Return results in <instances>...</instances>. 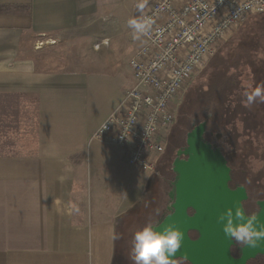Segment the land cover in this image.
<instances>
[{
	"label": "crops",
	"instance_id": "0c3cea01",
	"mask_svg": "<svg viewBox=\"0 0 264 264\" xmlns=\"http://www.w3.org/2000/svg\"><path fill=\"white\" fill-rule=\"evenodd\" d=\"M118 10L0 0V264H116L129 214L145 206L152 175L112 138L93 139L135 82L90 49L112 42Z\"/></svg>",
	"mask_w": 264,
	"mask_h": 264
},
{
	"label": "rangeland",
	"instance_id": "374dc122",
	"mask_svg": "<svg viewBox=\"0 0 264 264\" xmlns=\"http://www.w3.org/2000/svg\"><path fill=\"white\" fill-rule=\"evenodd\" d=\"M118 4L112 42L103 40L90 49L107 58L104 68L130 79L133 75L130 60L142 43V35L129 26V20L141 23L149 4L146 0H118ZM53 44L49 45H59ZM257 88L264 89V14L252 18L229 39L219 42L212 60L194 77L185 93L174 100L175 120L165 134V152L157 173L146 181L145 206L129 214V228L122 232L123 246L116 264H133L130 249L134 234L147 222L154 224L170 213L177 177L175 163L187 147L189 134L200 126L205 125L203 139L228 158L235 182L247 186L248 212L259 211L257 203L264 202V103L247 102L248 95ZM104 111L103 108L97 118ZM234 253L239 255L237 249ZM175 264L184 262L176 260ZM247 264H264V255Z\"/></svg>",
	"mask_w": 264,
	"mask_h": 264
},
{
	"label": "built area",
	"instance_id": "2783aa9c",
	"mask_svg": "<svg viewBox=\"0 0 264 264\" xmlns=\"http://www.w3.org/2000/svg\"><path fill=\"white\" fill-rule=\"evenodd\" d=\"M142 44L130 67L134 85L95 131L93 139L127 150V164L155 175L165 152V134L175 120L174 100L210 62L219 42L252 16L264 0H146Z\"/></svg>",
	"mask_w": 264,
	"mask_h": 264
},
{
	"label": "water",
	"instance_id": "95a60500",
	"mask_svg": "<svg viewBox=\"0 0 264 264\" xmlns=\"http://www.w3.org/2000/svg\"><path fill=\"white\" fill-rule=\"evenodd\" d=\"M205 125L189 134L187 158L175 163L176 181L172 205L157 225L174 222L185 232L183 247L176 260L187 256L189 264H247L264 255V245L244 247L240 256L233 254L235 241L227 237L218 217L229 208L242 207L248 198L244 188L231 190V169L225 157L203 139ZM259 219L264 221V202L260 203ZM197 237L192 238L191 234Z\"/></svg>",
	"mask_w": 264,
	"mask_h": 264
},
{
	"label": "clouds",
	"instance_id": "9594fccd",
	"mask_svg": "<svg viewBox=\"0 0 264 264\" xmlns=\"http://www.w3.org/2000/svg\"><path fill=\"white\" fill-rule=\"evenodd\" d=\"M129 26L136 31L144 30V26L136 19L129 20ZM247 102L249 105L255 102L264 103V89L257 88L248 95ZM218 222L223 224L225 235L238 245L249 248L264 245V221H260L259 213L246 215L242 207L235 210L229 208L218 217ZM184 240L185 232L174 222L163 227L149 222L134 234L130 259L133 264H175ZM180 259L184 264H189L187 256Z\"/></svg>",
	"mask_w": 264,
	"mask_h": 264
},
{
	"label": "flooded vegetation",
	"instance_id": "af4514ba",
	"mask_svg": "<svg viewBox=\"0 0 264 264\" xmlns=\"http://www.w3.org/2000/svg\"><path fill=\"white\" fill-rule=\"evenodd\" d=\"M186 145H187V147H186V149L185 150H183L179 155H178V159L177 160H184V158L183 157H185V159L187 158V155H186V150H187V148H188V144L186 143ZM216 147V146H215ZM224 157H225V159H226V161H227V164H228V166L230 167V169H231V173H230V175H231V180H230V183H229V187H230V189L231 190H233V191H235V190H238V189H240V188H244L245 190H246V192H247V199L245 200V202H244V207H245V205H246V203L250 200V197H249V191H248V188H247V186H245V184H241V183H238V182H235V176H234V170L232 169V167L230 166V162L228 161V158L224 155ZM233 183H235V185L233 184ZM233 184V185H232ZM261 203V202H260ZM260 203H257V205H258V207H260ZM261 209V208H260ZM260 209H259V211L258 212H256V213H259L260 212ZM245 211H246V213L248 214V215H251L252 213H250V212H248V210L246 209V207H245ZM191 236H192V238L193 239H195L196 237H197V234L196 233H192L191 234ZM245 246H241V245H238L237 243H236V241H235V246L233 247V249H232V252H233V254H235L234 253V249H237L238 251H239V255H237V257H239L240 256V250L242 249V248H244Z\"/></svg>",
	"mask_w": 264,
	"mask_h": 264
},
{
	"label": "trees",
	"instance_id": "16d2710c",
	"mask_svg": "<svg viewBox=\"0 0 264 264\" xmlns=\"http://www.w3.org/2000/svg\"><path fill=\"white\" fill-rule=\"evenodd\" d=\"M258 15H256V16H252V17H250L245 23H244V25H246V23L248 22V21H250L252 18H255V17H257ZM259 16H261V15H259ZM244 25H242V26H244ZM215 56V55H214ZM212 60V59H211ZM210 60V61H211Z\"/></svg>",
	"mask_w": 264,
	"mask_h": 264
}]
</instances>
